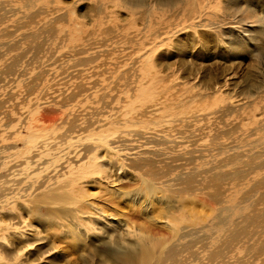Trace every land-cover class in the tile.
<instances>
[{
    "label": "rangeland",
    "instance_id": "rangeland-1",
    "mask_svg": "<svg viewBox=\"0 0 264 264\" xmlns=\"http://www.w3.org/2000/svg\"><path fill=\"white\" fill-rule=\"evenodd\" d=\"M146 2L0 0V264H264V0Z\"/></svg>",
    "mask_w": 264,
    "mask_h": 264
},
{
    "label": "bare ground",
    "instance_id": "bare-ground-1",
    "mask_svg": "<svg viewBox=\"0 0 264 264\" xmlns=\"http://www.w3.org/2000/svg\"><path fill=\"white\" fill-rule=\"evenodd\" d=\"M27 1V0H26ZM123 2V1H122ZM125 2H126V4L128 5V6H131L132 8L134 7L135 9H139V8H147V7H149L150 8V10L151 11H153V7H154V5L152 4L153 2H151L149 5L147 4V2H146V0H125ZM26 3V2H25ZM174 3H176L175 2V0H159V4H161L162 6H168V5H173ZM16 5V4H15ZM72 18H74V17H72ZM74 20V19H73ZM194 21L195 20H192L191 21V24H190V28H192V29H196V26L198 25V24H196L195 25V23H194ZM209 21V20H208ZM208 23V22H207ZM237 24V23H236ZM204 25V24H203ZM79 27V26H78ZM200 27H201V25H200ZM208 31H210V33L211 34H214V35H219V33H221L220 32V26H216V27H214L213 29L211 28H209V30ZM197 33V31L195 30V35H197L196 34ZM210 33L208 32V34L205 32V36H207V35H210ZM240 35V34H239ZM241 37V36H240ZM242 37H243V35H242ZM159 38V37H158ZM155 39V38H154ZM244 39V38H243ZM156 40V39H155ZM155 40L153 41V42H155ZM159 40V39H158ZM240 40V39H239ZM157 41V40H156ZM220 41L221 42H223V40H222V38H220ZM210 43V42H209ZM207 44H208V42L204 39V41L203 42H198V45H195V47H207ZM149 45H151V44H149ZM211 45V44H210ZM157 47V44H155V46L153 47V45L150 47V49L149 50H147V53H149L150 55L149 56H147L146 57V59H145V66H151L152 65V63H153V61H154V50H155V48ZM160 47V46H159ZM234 47V46H233ZM158 48V47H157ZM146 52V51H145ZM146 53V54H147ZM145 54V55H146ZM147 68V67H146ZM150 71V70H149ZM146 72H148V71H146ZM151 73V72H150ZM155 83V82H154ZM145 89V88H144ZM217 91V90H216ZM153 92V91H152ZM151 92V93H152ZM149 94V93H148ZM196 94V93H195ZM218 95V94H217ZM213 97V96H212ZM223 98V97H222ZM161 99V98H160ZM197 99V98H196ZM201 99V98H200ZM206 99V98H205ZM213 100V99H212ZM216 103V102H215ZM220 104V103H219ZM28 155V154H27ZM92 160H93V158H92ZM94 161V160H93ZM97 161H95V163H96ZM84 164V163H83ZM93 164H94V162H93ZM97 164V163H96ZM86 165V164H85ZM101 165V164H100ZM75 166V165H74ZM102 166L103 165H101V168H102ZM89 167V166H88ZM140 168V167H139ZM48 169V168H47ZM102 169H104V168H102ZM51 172V171H50ZM49 173V172H48ZM47 173V174H48ZM73 176V175H72ZM155 176H156V174H155ZM71 177V176H70ZM74 177V176H73ZM151 177H152V173H151ZM67 178H69V177H67ZM77 178V177H76ZM80 178V177H79ZM79 178H78V180H79ZM82 178V177H81ZM84 179V178H83ZM76 181V180H75ZM151 181L150 182H148L147 184H146V186H147V188H146V190L148 191L147 193H152L153 192V188L151 187ZM72 186V183H70L69 185H68V187H71ZM51 191V190H50ZM46 193V192H45ZM126 197V196H125ZM56 199L57 200H60V202L61 203H64V204H69V205H76V206H79L80 207V211H81V214H83V215H88L90 212H88V210H87V208H85L84 206H81V200L80 199H75L72 195H71V192L70 193H68L67 191H65L64 193H62L60 196H57L56 197ZM81 199L83 200L84 199V197H81ZM90 199V198H89ZM93 211V210H92ZM95 212H97V214L95 215L94 214V216H97L98 217V219H100V220H105L106 219V221H107V219H108V217H107V213L106 212H104L103 210L102 211H99V210H95ZM172 215V214H171ZM112 216V215H111ZM26 217V216H25ZM31 217V216H30ZM93 218V217H92ZM111 218V217H110ZM115 218V217H114ZM89 222H90V224L89 225H93L94 224V222L95 221H93V220H91V218H88L87 219ZM127 220V219H126ZM78 222V221H77ZM110 222L112 223H115L114 222V219H112V220H110ZM128 222V221H127ZM84 223H86V222H84ZM108 223V222H107ZM95 225H97V224H95ZM119 225V224H118ZM129 226H131L132 224L131 223H129L128 224ZM129 226H126V230H124V231H126V233L125 234H127V235H131V234H133L132 232H131V230L133 229V227H129ZM82 227V226H81ZM93 228V227H92ZM134 228H136V227H134ZM144 229V228H143ZM143 229H141V232L143 231ZM8 230V229H7ZM10 230V229H9ZM13 230V229H12ZM99 230V229H98ZM101 231H103V232H106L107 233V230H106V228H104V227H102L101 229H100ZM171 230H172V228H171ZM174 231V230H173ZM10 232V231H9ZM98 232V231H97ZM116 233V232H115ZM13 234V233H12ZM27 234V233H26ZM16 235V234H15ZM22 235V234H21ZM119 235V234H118ZM134 235V234H133ZM17 236H18V233H17ZM25 236V235H24ZM23 236V238L25 239L26 237H24ZM150 237H152L151 235H150ZM149 237V238H150ZM12 238H13V236H12ZM17 238V237H16ZM20 238H21V236H20ZM117 238H119V240L121 241L122 239H125V235H124V233H123V236L121 237V236H117ZM136 238H137V240L136 241H142L141 242V244H140V246H142L141 248H140V250L138 249V247L136 246V245H133L132 246V244H135V243H128V244H126L125 245V247H122L120 244H118V243H116L115 244V246H117V247H108L107 246V248L110 250V253H108L109 255V257L111 258V259H116V260H119L120 261V264H138L137 263V261H141V263L142 262H147L149 259H150V257L152 256V253H153V251H152V249H150L148 246H145V245H143L142 243H144V244H146L145 243V240L147 239V238H145L144 237V234L143 233H140V234H138L137 236H136ZM155 239V238H154ZM160 239H158V241H159ZM163 240H164V238H163ZM156 241H157V239H156ZM126 242V241H125ZM155 242V241H154ZM8 243V242H7ZM154 244V243H153ZM152 245V244H151ZM151 245H149V246H151ZM162 246V245H161ZM186 246V245H185ZM160 247V246H159ZM25 248V247H24ZM152 248H153V246H152ZM158 248V247H157ZM26 249V248H25ZM173 249V248H172ZM170 250H171V248H170ZM159 251V250H158ZM166 251H167V249H166ZM174 251V250H173ZM20 253H21V251H20ZM163 253V252H162ZM167 254H170V253H167ZM166 254V255H167ZM19 255V254H18ZM174 255L175 254H172V256L174 257ZM17 257V259H19L18 258V256H16ZM108 257V258H109ZM172 258V257H171ZM1 259V258H0ZM167 259V258H166ZM22 262V261H21ZM144 264V263H143Z\"/></svg>",
    "mask_w": 264,
    "mask_h": 264
}]
</instances>
